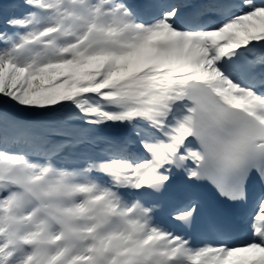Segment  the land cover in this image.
I'll use <instances>...</instances> for the list:
<instances>
[{"label": "snow or ice", "instance_id": "obj_1", "mask_svg": "<svg viewBox=\"0 0 264 264\" xmlns=\"http://www.w3.org/2000/svg\"><path fill=\"white\" fill-rule=\"evenodd\" d=\"M0 264H264V0H0Z\"/></svg>", "mask_w": 264, "mask_h": 264}]
</instances>
